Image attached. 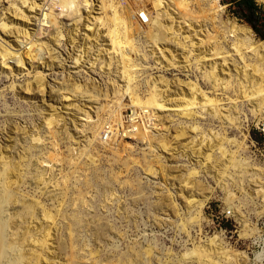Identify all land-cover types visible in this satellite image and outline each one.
Here are the masks:
<instances>
[{
    "label": "clouds",
    "instance_id": "1",
    "mask_svg": "<svg viewBox=\"0 0 264 264\" xmlns=\"http://www.w3.org/2000/svg\"><path fill=\"white\" fill-rule=\"evenodd\" d=\"M0 33V264H264V0H0Z\"/></svg>",
    "mask_w": 264,
    "mask_h": 264
},
{
    "label": "rangeland",
    "instance_id": "2",
    "mask_svg": "<svg viewBox=\"0 0 264 264\" xmlns=\"http://www.w3.org/2000/svg\"><path fill=\"white\" fill-rule=\"evenodd\" d=\"M239 8H240V5H237V12H238V14H242V13L239 12ZM24 11H25V13L27 14V12H26L27 10L25 9ZM12 19H14V20L16 21V23H17V24H20V25H23V24L26 23V21L21 20V19H18V18H15V17H13ZM0 35H2V33H0ZM169 53L171 54V56L174 54V53H172V52H165V53H164V56L166 55V56L169 57V56H170ZM171 56H170V57H171ZM161 59H162V58H161ZM162 62H163V60H162ZM230 67H232V66H231V65L226 66V70H227V68H230ZM170 95H175V87H174V86H173V92L170 93ZM252 132L255 133L256 130L253 128V129H252Z\"/></svg>",
    "mask_w": 264,
    "mask_h": 264
},
{
    "label": "bare ground",
    "instance_id": "3",
    "mask_svg": "<svg viewBox=\"0 0 264 264\" xmlns=\"http://www.w3.org/2000/svg\"><path fill=\"white\" fill-rule=\"evenodd\" d=\"M148 7H151V5H148ZM26 10H27V9H26ZM26 12H27V11H26ZM104 31H106V29H102V30H101V35H102V36H103V32H104ZM169 55L171 56L170 53H169ZM165 56H166V55H165ZM170 56H169V58H171Z\"/></svg>",
    "mask_w": 264,
    "mask_h": 264
},
{
    "label": "built area",
    "instance_id": "4",
    "mask_svg": "<svg viewBox=\"0 0 264 264\" xmlns=\"http://www.w3.org/2000/svg\"><path fill=\"white\" fill-rule=\"evenodd\" d=\"M82 31H87L86 29H82ZM93 33L92 32H88V35H92ZM78 40H82V38L78 37L77 38Z\"/></svg>",
    "mask_w": 264,
    "mask_h": 264
}]
</instances>
